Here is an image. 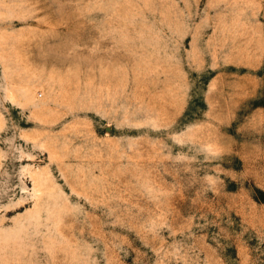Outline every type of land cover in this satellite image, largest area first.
Wrapping results in <instances>:
<instances>
[{
  "label": "rangeland",
  "instance_id": "rangeland-1",
  "mask_svg": "<svg viewBox=\"0 0 264 264\" xmlns=\"http://www.w3.org/2000/svg\"><path fill=\"white\" fill-rule=\"evenodd\" d=\"M0 264H264V0H0Z\"/></svg>",
  "mask_w": 264,
  "mask_h": 264
}]
</instances>
